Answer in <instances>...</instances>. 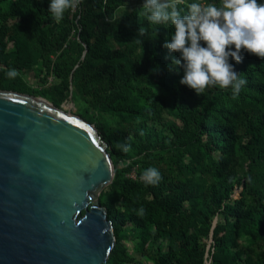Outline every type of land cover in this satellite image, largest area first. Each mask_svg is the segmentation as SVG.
Instances as JSON below:
<instances>
[{
	"label": "trees",
	"instance_id": "trees-1",
	"mask_svg": "<svg viewBox=\"0 0 264 264\" xmlns=\"http://www.w3.org/2000/svg\"><path fill=\"white\" fill-rule=\"evenodd\" d=\"M141 4L79 0L55 21L48 0H0V90L58 108L70 99L101 126L117 169L100 198L117 236L106 264H146L130 239L156 264H264V57L242 49L240 62L230 58L247 81L238 95L215 85L198 95L167 67L178 57L164 46L171 24L138 16ZM149 166L160 172L155 184L141 179Z\"/></svg>",
	"mask_w": 264,
	"mask_h": 264
},
{
	"label": "water",
	"instance_id": "water-1",
	"mask_svg": "<svg viewBox=\"0 0 264 264\" xmlns=\"http://www.w3.org/2000/svg\"><path fill=\"white\" fill-rule=\"evenodd\" d=\"M94 125L0 90V264H106L117 243L101 193L117 169Z\"/></svg>",
	"mask_w": 264,
	"mask_h": 264
},
{
	"label": "clouds",
	"instance_id": "clouds-1",
	"mask_svg": "<svg viewBox=\"0 0 264 264\" xmlns=\"http://www.w3.org/2000/svg\"><path fill=\"white\" fill-rule=\"evenodd\" d=\"M78 4L79 0H48L47 12L60 21ZM136 13L150 23L171 24L170 39L164 46L170 52L176 50L178 57L173 56L167 67L181 71L179 82L198 95L214 85L238 95L247 81L230 58L240 62L242 49L264 57V0H142ZM137 31L143 35L146 29L141 26ZM135 40L141 44L140 38ZM4 74L13 78L17 70L9 67ZM114 146L125 152L129 149L126 142L117 141ZM160 178L153 166L141 172L146 184H155Z\"/></svg>",
	"mask_w": 264,
	"mask_h": 264
},
{
	"label": "rangeland",
	"instance_id": "rangeland-1",
	"mask_svg": "<svg viewBox=\"0 0 264 264\" xmlns=\"http://www.w3.org/2000/svg\"><path fill=\"white\" fill-rule=\"evenodd\" d=\"M24 76H25L26 81L31 86H36V84H37L36 83V79L34 78L32 72H24ZM52 79H53L52 77H49L48 80H50V83H51ZM60 109L62 111H64L65 113H67L68 115H77V116H80V115H78V112L80 111V108L78 106L74 105V103L70 99L67 100L66 102H64L62 104V106L60 107ZM92 125H94V127L97 129L98 133L102 136V133H101L102 131L99 130V128H98V127H101V126H98L97 127L95 124H92ZM136 169L138 171V168H135L134 171L129 175V177L132 178V179H134V180H137L138 179V176H137V173L138 172L136 171ZM241 190H242V187L241 186L235 187L233 189V193H232L231 197L233 199H237L238 198V195H239V193H240ZM101 195H102V193H101ZM101 195H100V198H101ZM214 224H215V218L213 220L212 227L214 226ZM204 243H205V245H204L205 246V251L207 252V250L209 248V244L211 243L210 238H208L206 240V242H204ZM135 244H136V241L134 239H130V240H128L126 242V245L128 246L130 253L135 256L136 261H143V259H144V261H145L146 264H156L155 262H153L150 259L147 261L146 258H143V255L141 253H137L136 248H135ZM205 264H209V261L206 260Z\"/></svg>",
	"mask_w": 264,
	"mask_h": 264
}]
</instances>
